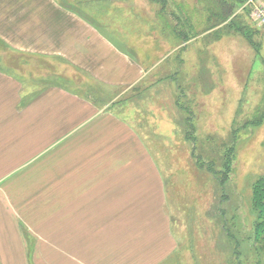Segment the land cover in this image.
Listing matches in <instances>:
<instances>
[{
	"label": "crops",
	"instance_id": "1",
	"mask_svg": "<svg viewBox=\"0 0 264 264\" xmlns=\"http://www.w3.org/2000/svg\"><path fill=\"white\" fill-rule=\"evenodd\" d=\"M130 8L0 0V264H164L177 252L153 137L119 103L169 62L170 49L147 58L170 31L138 35L118 22Z\"/></svg>",
	"mask_w": 264,
	"mask_h": 264
},
{
	"label": "rangeland",
	"instance_id": "2",
	"mask_svg": "<svg viewBox=\"0 0 264 264\" xmlns=\"http://www.w3.org/2000/svg\"><path fill=\"white\" fill-rule=\"evenodd\" d=\"M248 1L127 0L118 21L138 35L170 31L164 46L158 32L153 43L143 40L155 45L152 56L136 48L148 63L170 49V60L119 102L153 137L164 175L178 244L164 264H264L253 203L264 177V26L252 21Z\"/></svg>",
	"mask_w": 264,
	"mask_h": 264
},
{
	"label": "trees",
	"instance_id": "3",
	"mask_svg": "<svg viewBox=\"0 0 264 264\" xmlns=\"http://www.w3.org/2000/svg\"><path fill=\"white\" fill-rule=\"evenodd\" d=\"M247 0H240V3H245ZM224 20H226V18L224 17ZM176 34L178 36L181 35L182 39H186L187 35L184 33H178L176 31ZM230 152H233V148L230 149ZM228 162V161H227ZM198 165H199V169H203L204 167V163L199 161L198 159ZM228 169H226V171L228 172L229 170V165L227 167ZM210 172H212L213 174H215L216 172L209 168L208 169ZM227 176V173H225ZM224 178L226 180L227 177ZM253 203H254V208L257 211V215H258V222H257V226H256V237H258V240H264V177L261 178L255 185L254 189H253Z\"/></svg>",
	"mask_w": 264,
	"mask_h": 264
},
{
	"label": "built area",
	"instance_id": "4",
	"mask_svg": "<svg viewBox=\"0 0 264 264\" xmlns=\"http://www.w3.org/2000/svg\"><path fill=\"white\" fill-rule=\"evenodd\" d=\"M249 8V13L252 21L260 26H264V0H249L246 3Z\"/></svg>",
	"mask_w": 264,
	"mask_h": 264
}]
</instances>
